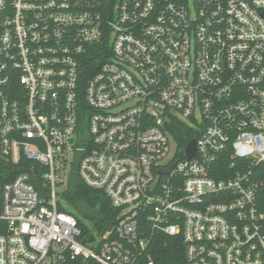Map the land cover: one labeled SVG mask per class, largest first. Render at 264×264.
I'll return each instance as SVG.
<instances>
[{
  "label": "built area",
  "instance_id": "1",
  "mask_svg": "<svg viewBox=\"0 0 264 264\" xmlns=\"http://www.w3.org/2000/svg\"><path fill=\"white\" fill-rule=\"evenodd\" d=\"M0 159L40 165L0 185V264H156L158 234L264 264V0H0ZM74 168L119 211L93 250Z\"/></svg>",
  "mask_w": 264,
  "mask_h": 264
},
{
  "label": "trees",
  "instance_id": "2",
  "mask_svg": "<svg viewBox=\"0 0 264 264\" xmlns=\"http://www.w3.org/2000/svg\"><path fill=\"white\" fill-rule=\"evenodd\" d=\"M88 74L90 73L88 72ZM171 133L180 147H184L191 142L196 134L190 132L188 127L183 124L173 127ZM22 161L21 165L14 166L8 161L0 159L1 186L11 182L22 171H28V167L40 168L37 163L25 159ZM64 194L68 207L73 209L75 214L71 213L69 209L61 208V210L76 216L84 233H98L102 236L114 231L119 211L112 206L110 199L105 193L86 186L75 168L70 174L68 189ZM152 243V255L156 264H186L181 239L169 238L163 234H158L155 235Z\"/></svg>",
  "mask_w": 264,
  "mask_h": 264
},
{
  "label": "water",
  "instance_id": "3",
  "mask_svg": "<svg viewBox=\"0 0 264 264\" xmlns=\"http://www.w3.org/2000/svg\"><path fill=\"white\" fill-rule=\"evenodd\" d=\"M196 143H197V139H193V141H191L187 148H186V155L189 158H194L195 156V150H196ZM169 172V171H167ZM94 239V237H90V239L88 240L89 242H92ZM84 243H87V241L85 240Z\"/></svg>",
  "mask_w": 264,
  "mask_h": 264
},
{
  "label": "rangeland",
  "instance_id": "4",
  "mask_svg": "<svg viewBox=\"0 0 264 264\" xmlns=\"http://www.w3.org/2000/svg\"><path fill=\"white\" fill-rule=\"evenodd\" d=\"M175 149H176V144H175V142H173V150H175ZM68 209L71 213L75 214V211H73V209H71L69 207H68ZM95 234H96L97 238H96V241L92 244V246H90V249H92V250L94 247L98 246L99 242L102 240L98 233H95Z\"/></svg>",
  "mask_w": 264,
  "mask_h": 264
}]
</instances>
